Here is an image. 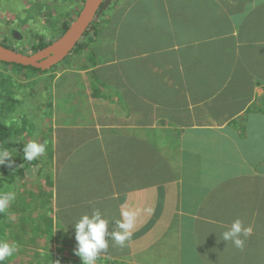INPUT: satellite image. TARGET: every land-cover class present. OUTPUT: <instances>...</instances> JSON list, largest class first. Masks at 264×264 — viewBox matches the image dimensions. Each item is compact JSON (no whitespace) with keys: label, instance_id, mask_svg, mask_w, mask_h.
Returning a JSON list of instances; mask_svg holds the SVG:
<instances>
[{"label":"crops","instance_id":"crops-1","mask_svg":"<svg viewBox=\"0 0 264 264\" xmlns=\"http://www.w3.org/2000/svg\"><path fill=\"white\" fill-rule=\"evenodd\" d=\"M113 37L95 64L57 76L73 97L46 118L55 244L79 247L75 224L99 209L109 220L99 256L264 264V0H137ZM167 185L177 210L161 236L141 243ZM149 202L150 219L116 244L121 213L136 224ZM237 219L252 228L243 250L222 240Z\"/></svg>","mask_w":264,"mask_h":264},{"label":"rangeland","instance_id":"rangeland-1","mask_svg":"<svg viewBox=\"0 0 264 264\" xmlns=\"http://www.w3.org/2000/svg\"><path fill=\"white\" fill-rule=\"evenodd\" d=\"M33 1L36 0H0V42L8 41L13 45L21 46L24 42L30 43L29 38H32V31L39 30L40 34L46 39L54 40L59 36V32L55 27L59 20L57 22L49 20L48 12L50 9L47 7L46 14L43 11V6L40 5V7H36L39 12L34 13L33 16L27 13L24 17L20 11L14 12L21 19L13 16L14 12L10 7L20 10L24 7H30V3L33 6ZM54 1L42 0L43 3H49L52 7L55 4ZM80 6L81 3L76 6V11L81 8ZM62 10V15L65 16L67 21L73 18L72 15L76 18V15L72 14L73 10ZM25 18L30 21H23ZM7 46L11 47L10 45ZM82 61L84 59L81 56L73 53L64 60L66 66H59V71L55 70L44 74L35 73L36 75L31 73L28 75L29 72L26 69L22 70L19 67L18 70L13 65L0 62V82L6 81L4 74L8 73L7 75L11 78L10 82L13 81L15 84V92L20 99L19 104L25 103L26 105L25 113L24 111H22V114L19 113L23 122L29 125L27 128L30 132L28 131L26 136L24 130V138L29 142L36 141L45 146L44 153L40 154L42 164L35 174L31 176L24 175L18 178L15 184L12 185L9 182L7 189L0 190V196L6 194H13L14 196L5 208L7 218L4 226L7 225V227L4 229L3 236L5 242L17 249L11 256L12 264H83L82 256L76 254L78 246L69 249L64 245L55 244L52 227L53 182L48 158L45 157L48 151L45 141L50 126V122L46 118L53 110L52 107L55 111L60 109L69 110L71 98L73 97V86L69 84L68 78H62L56 82L58 80L57 76L65 74V72L70 75L72 70L70 72L69 70L72 66H79ZM64 68L67 71L62 73ZM24 71L27 72L24 73ZM54 95L59 97L57 106H54ZM12 109H15V105ZM42 131L45 132L44 139H42ZM96 264L131 263L98 255Z\"/></svg>","mask_w":264,"mask_h":264},{"label":"trees","instance_id":"trees-1","mask_svg":"<svg viewBox=\"0 0 264 264\" xmlns=\"http://www.w3.org/2000/svg\"><path fill=\"white\" fill-rule=\"evenodd\" d=\"M85 0H55V4L53 7L47 3H43L42 0L33 1V6L24 7L23 9H15L10 7L14 12H22V16H26L27 13L31 16L34 13H38L39 9H36L37 6H43V11L46 14V7L50 9L48 12L49 20L51 22H58L55 26L57 31L59 32V36L62 35L67 28L72 23L75 16H71L70 21H67L65 16L62 15V9L67 11V9H71L72 14H79L80 10L83 7V2ZM137 0H105L101 9L98 12V15L91 26L88 28L86 33L83 35L81 40L78 42L76 47L73 51L69 54H78L84 60H89L91 63L95 64L96 61L99 60V56H101V51L105 45H103V39L109 42L114 39L113 35L116 33V29L119 27V24L124 16V14L130 9V7L136 2ZM81 3V8L76 11V6ZM54 10V12H52ZM14 12V17H17V14ZM21 19V17H17ZM70 18V17H69ZM23 21H30L23 19ZM59 26V27H58ZM58 36V37H59ZM57 37V38H58ZM56 38V39H57ZM6 39V38H4ZM30 43H23L21 46L13 45L12 43L5 41L3 44L10 45L11 47L19 49L22 52L33 53L36 52L54 40L53 39H46L43 35L40 34L39 31H32V38H29ZM3 41V40H2ZM103 45V46H102ZM68 55V56H69ZM67 56V57H68ZM66 57V58H67ZM65 58V59H66ZM64 59V60H65ZM64 60L61 61L59 64H56L51 69H41L35 66H24L20 64H10L9 65L15 66L17 69L20 67L22 70H28V75L31 73L36 75L35 73H48L50 71L60 70L59 66L64 65ZM16 69V70H17ZM19 70V69H18ZM27 71H24L26 73ZM5 73V80L0 82V146L8 148L12 152L13 159L15 160V164L10 168L7 164L0 165V190H5L9 186L7 185L9 182L13 185L17 182L18 178L23 177L24 175L31 176L35 174L36 171L40 168L42 164L41 155H39L35 160L29 162L24 159L23 156V146L28 143V141L22 136L23 131L25 130L26 136L28 135L29 125L23 122L22 117L19 113L22 114V111L25 113L26 105L25 103L19 104V98L15 92V84L10 82L11 78ZM69 75L66 73L63 76ZM24 77V76H23ZM55 84V83H54ZM51 88V85H50ZM15 105V109L13 108ZM17 113V114H16ZM14 114V115H13ZM26 115V114H25ZM22 136V138H20ZM177 187V186H176ZM174 188L173 185H167V195L166 200L164 201L163 211L161 214L160 219L156 222L154 228L141 240V243H149L159 236H161L165 230L168 228L169 224L172 221L173 215L178 207L177 196L176 193L172 190ZM149 206L146 207L147 212L144 218H142L139 222H137L131 232L140 228L147 220L150 219L153 213L154 202L150 203ZM139 206H144V201L140 200ZM39 208V207H38ZM135 217V215H134ZM7 218L6 209L3 212H0V241H4V229L5 219ZM136 219V217H135ZM3 227V228H2ZM5 242V241H4ZM140 243V241H139ZM134 244V243H133ZM135 246V244H134ZM12 257H8L4 264H12L11 262Z\"/></svg>","mask_w":264,"mask_h":264},{"label":"clouds","instance_id":"clouds-1","mask_svg":"<svg viewBox=\"0 0 264 264\" xmlns=\"http://www.w3.org/2000/svg\"><path fill=\"white\" fill-rule=\"evenodd\" d=\"M5 63V62H4ZM45 146L36 141H30L23 146V156L26 161L35 160L40 154L44 153ZM12 152L6 147H0V165L7 164L12 167L15 160L12 159ZM13 194L0 196V212H3ZM102 213L95 209L91 215L84 214L75 224L76 239L79 241V248L76 254L82 256L83 264H96L98 254L102 249H107L109 243L106 240L108 234V219L101 218ZM119 231L112 233L116 244L123 246L126 240L132 235L131 229L135 225L134 214L129 211H123L121 218L117 219ZM252 228L245 227L239 219L233 221L231 227L222 233L223 241H231L232 244L241 250L245 247L246 239L251 235ZM16 247L7 242L0 241V264L11 257L16 252Z\"/></svg>","mask_w":264,"mask_h":264},{"label":"water","instance_id":"water-1","mask_svg":"<svg viewBox=\"0 0 264 264\" xmlns=\"http://www.w3.org/2000/svg\"><path fill=\"white\" fill-rule=\"evenodd\" d=\"M105 0H85L82 9L67 30L44 48L27 53L0 42V62L51 69L76 47L96 19Z\"/></svg>","mask_w":264,"mask_h":264}]
</instances>
